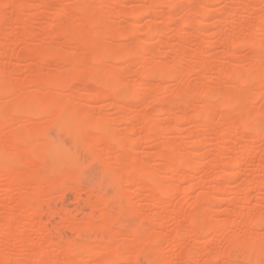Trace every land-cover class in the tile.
Listing matches in <instances>:
<instances>
[{"label": "rangeland", "instance_id": "374dc122", "mask_svg": "<svg viewBox=\"0 0 264 264\" xmlns=\"http://www.w3.org/2000/svg\"><path fill=\"white\" fill-rule=\"evenodd\" d=\"M0 264H264V0H0Z\"/></svg>", "mask_w": 264, "mask_h": 264}]
</instances>
